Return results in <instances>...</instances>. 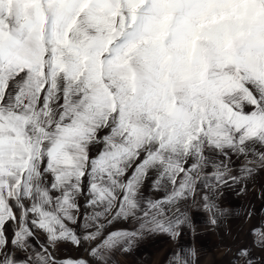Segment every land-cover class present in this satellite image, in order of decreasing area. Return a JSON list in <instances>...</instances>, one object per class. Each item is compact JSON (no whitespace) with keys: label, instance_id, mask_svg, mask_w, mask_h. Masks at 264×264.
<instances>
[{"label":"snow or ice","instance_id":"1","mask_svg":"<svg viewBox=\"0 0 264 264\" xmlns=\"http://www.w3.org/2000/svg\"><path fill=\"white\" fill-rule=\"evenodd\" d=\"M261 174L264 0H0V264L161 236L197 264L194 214L215 230ZM247 236L228 264H264Z\"/></svg>","mask_w":264,"mask_h":264},{"label":"crops","instance_id":"2","mask_svg":"<svg viewBox=\"0 0 264 264\" xmlns=\"http://www.w3.org/2000/svg\"><path fill=\"white\" fill-rule=\"evenodd\" d=\"M262 186H264V174L249 183V191L246 194L237 196L233 191H227L221 203L241 214L225 217L215 230L209 228L205 216L194 214V222L197 223L196 231L200 233L196 238L197 264H228L231 256L226 254V250L232 248L234 252L241 243L248 241L247 233L250 227L264 224V199L259 196ZM245 210L252 212L250 219L242 214ZM230 227H233V230L239 229V233L243 234L237 238L225 237L224 233L229 236L226 229ZM233 233L235 234V232ZM182 243L185 247L190 246L191 237L187 233H185ZM230 243L232 245L228 246ZM152 250V262L168 264L169 254L175 250V246L167 238L161 236L158 242L149 247V253ZM139 252H141L140 249Z\"/></svg>","mask_w":264,"mask_h":264},{"label":"rangeland","instance_id":"3","mask_svg":"<svg viewBox=\"0 0 264 264\" xmlns=\"http://www.w3.org/2000/svg\"><path fill=\"white\" fill-rule=\"evenodd\" d=\"M257 177H260L258 175ZM115 227L117 228H130L132 225L129 224H118ZM233 227H230L226 229V232L229 236L225 235V230L223 231L225 237H239L242 234L239 233V229H232ZM233 230V231H232ZM232 232H235V234ZM237 234V235H236ZM232 235V236H231ZM234 235V236H233ZM161 237H157L155 239L148 240L142 244H140L138 247L134 248L132 251L129 253H121V252H116L112 258V264H158L156 262H152V254L153 250L149 253V247H151L152 244H155L160 240ZM232 244L230 243L228 246H231ZM139 252L138 253V251ZM144 253V254H143ZM60 256H70V257H76L79 255H83V252L79 249H75L72 247H67V248H62L59 252ZM144 255V257H143ZM142 257V258H141Z\"/></svg>","mask_w":264,"mask_h":264}]
</instances>
